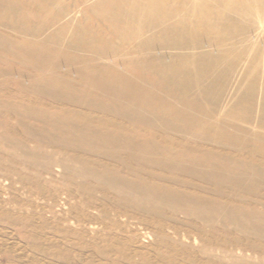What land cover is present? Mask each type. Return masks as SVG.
<instances>
[{
	"label": "rangeland",
	"instance_id": "rangeland-1",
	"mask_svg": "<svg viewBox=\"0 0 264 264\" xmlns=\"http://www.w3.org/2000/svg\"><path fill=\"white\" fill-rule=\"evenodd\" d=\"M0 1V264H264V0ZM92 68L216 122L92 109Z\"/></svg>",
	"mask_w": 264,
	"mask_h": 264
},
{
	"label": "bare ground",
	"instance_id": "bare-ground-1",
	"mask_svg": "<svg viewBox=\"0 0 264 264\" xmlns=\"http://www.w3.org/2000/svg\"><path fill=\"white\" fill-rule=\"evenodd\" d=\"M0 2L3 3V1H0ZM1 17H2V15H1ZM91 73H92V75L90 77V80H88V83H87V84H89L88 86H90V87L88 88V90L83 89V88L80 90L78 88L79 92H81L80 93L81 95L77 94L76 98H78L80 96L78 98V100L83 104L88 103L90 105V108H92V109H98V110H101L102 112L103 111L107 112V114H108V112L111 113L113 111L114 116H117V117H115L116 119H122V120L127 119V121H131L133 123H135L137 121L139 122V120L144 121V122L145 121L146 122L157 121L155 119L158 116H163L162 114H164L161 111L162 109H157L156 107H154L152 105L153 103H156V101L158 99V103H162L163 105H169V107H170L169 110H171L170 116L174 119L178 118L177 120H179V121H183V119L192 112L189 115V117L195 116V115L196 116L197 115H201V116L207 115L208 116L207 119L209 118L211 121L214 120L216 122L215 118H217L216 116L218 115L216 113V111H214V109L211 107H209V109L211 110L210 113L208 112L209 110H206V109L200 110L202 108L200 106H203V105H200L202 103L198 104V100H194V102L191 101L192 103L188 102V104H190V106H189L187 104V101H189V100H187L188 98L183 97L181 95H177L176 97H173L170 94L165 93L166 92L165 90H162V91L157 90V92L159 91L158 93L157 92L153 93L151 90L154 91V88L151 89V87H150V86H152L151 84L149 86L148 84H146V82H145V84H143L144 83L143 81L141 83V81L139 80L140 79L139 77H136V80L137 81L139 80L140 82L137 83V81H135V77H133L134 78L133 83L132 82L128 83L126 81H130V80H132V78H130V79L128 78L129 80H127L126 79L127 76L125 77L124 73H121V75L122 74L123 75L121 77H119V78H121V80H119V79L115 80L114 78L109 76L107 74V72L104 73V71L98 70L96 68H92ZM85 75H86V73H85ZM85 75H84V77H85ZM138 76H141V75H138ZM137 78H139V79H137ZM86 81H83V82L86 83ZM86 86L87 85L85 84V87ZM185 86H190V85L185 84ZM91 96H96V98H98V99L94 100L93 98H90ZM149 96H151L152 98ZM148 97L151 98V100H149ZM104 99H106L107 101ZM196 101H197V103H196ZM199 101H200V99H199ZM154 105L156 106L157 104H154ZM119 106H124L123 111L129 110V112H130L131 108H133L132 110L136 111V116L135 117H129L128 115H126L123 112L118 110ZM112 107H116V109H111ZM179 107H180V110L183 111L184 113H182V114L176 113L175 110H176V108H179ZM150 108H154V109H150ZM192 114H194V115H192ZM183 116H185V117H183ZM186 118H188V117H186ZM209 119L206 121L207 123H211V121ZM188 121H189V118H188ZM190 121L192 122V120H190ZM195 121H196V119H195ZM195 121H194V123L198 122V121L197 122H195ZM202 124H206V123H202ZM221 125H223L225 127L224 123ZM227 127H228V125H227ZM177 131H181L184 133L186 132V131H182V130H177ZM231 131H233V130H231ZM116 132H120V131H116ZM243 132H246V131H242L241 133H243ZM60 133L63 135L64 131L61 129ZM75 133H76V131H75ZM237 133H239V132H237ZM109 139L115 140V143H116L115 146L120 147V148L124 147V148L128 149L129 152L132 151V150H130V144H134L136 146V149H145L146 150L145 146L142 145L144 143H142L138 140H135L132 137H127V136H123V137H121V136L117 137L116 136L115 137L114 136L113 138L109 137ZM120 142H122V143L119 144ZM181 157H185V156L182 155ZM191 157H194V156L189 155L186 158L189 161V160H192ZM187 165H190V164L187 163ZM220 172H221V170L219 171V173ZM192 263H194V262H192Z\"/></svg>",
	"mask_w": 264,
	"mask_h": 264
}]
</instances>
